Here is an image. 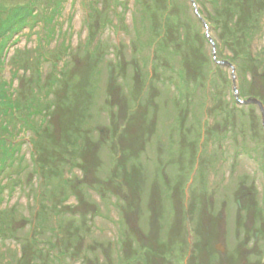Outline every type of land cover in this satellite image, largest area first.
<instances>
[{"label": "rangeland", "instance_id": "1", "mask_svg": "<svg viewBox=\"0 0 264 264\" xmlns=\"http://www.w3.org/2000/svg\"><path fill=\"white\" fill-rule=\"evenodd\" d=\"M199 1L0 0L3 38L33 12L0 40V264H264L262 113L217 63L264 102V0Z\"/></svg>", "mask_w": 264, "mask_h": 264}, {"label": "trees", "instance_id": "2", "mask_svg": "<svg viewBox=\"0 0 264 264\" xmlns=\"http://www.w3.org/2000/svg\"><path fill=\"white\" fill-rule=\"evenodd\" d=\"M203 1H205V3L208 5V4H212L213 2H214V4H215V7H217L218 6V4L222 1L223 2V0H203ZM198 2V4H200V1L198 0L197 1ZM258 4H263V6H264V3L263 2H257ZM251 9V8H250ZM26 11H28L26 14H27V16L29 17L31 14L30 13H32L33 14V12H32V10H30V8L28 9V10H26ZM21 12H20V9L19 10H15L14 11V16H16V14H17V16H18V18H19V20H18V18H17V23L19 22V24H18V26H15L16 27V29L13 31V33H11L10 32V37H9V33L7 34V36H6V34H3L4 36H5V38H3L2 36H0V40H3V39H7L8 38V40L3 44V46L5 45H7L8 44V42L12 39V37L14 36L13 34H14V32L17 30V31H20V26L21 25H23V24H25V22H26V15H25V13L23 14H20ZM21 16V17H20ZM40 18H41V16H40ZM13 21V20H12ZM53 24V17L50 19V24L49 25H52ZM15 27H13V28H15ZM216 27H217V25H216ZM259 28H261V26H259ZM215 29V28H214ZM261 31V30H260ZM260 31H256L254 34H252L251 35V38H250V40H249V43H248V54H249V56H250V61H251V63H253V64H258V62H262V63H264V50L263 51H261V50H259L258 51V48H259V46L256 48V50L255 51H253L252 52V54L250 53V50H249V44H250V41H252L253 39H254V37L256 36V35H258L257 33L258 32H260ZM2 38V39H1ZM220 42V46H221V41H219ZM263 48H264V45H263ZM262 52H263V54H262ZM224 60H229L230 62H232L234 65H236V68H237V74H238V76H239V79H240V87H239V89H240V93H241V95H242V97H245V95H244V90H245V85H246V82H245V80L246 79H248L249 78V76H248V78L246 77V72L242 69V65H241V61H240V59H242V57L241 56H239V57H237V56H234V55H232V54H230V55H228V57H225V58H223ZM261 75L262 76H264V67H263V71L261 72ZM257 76H256V73L254 72L253 73V75H252V80H251V82H252V84H255V78H256ZM252 96H256V95H252ZM250 97V96H249ZM3 143H4V145H5V140H1ZM33 229H35V228H33ZM60 231H59V229L58 228H54V227H52L51 228V234H53V236H51V238L49 239V240H57V239H60V237H61V233H59ZM0 233H1V230H0ZM40 237H42V236H40V235H38V233L35 235V237H31V239L29 240L30 242H31V245L33 246V247H37V249L38 250H46V249H48V247L50 246V245H52L53 244V242H50V241H46V240H43V239H41ZM54 238V239H53ZM48 243H50V245L47 247V245H48ZM58 250L57 251H62V249L58 246ZM54 250H56V248L54 247ZM75 255V254H74ZM57 257H59V252H58V254H57Z\"/></svg>", "mask_w": 264, "mask_h": 264}, {"label": "water", "instance_id": "3", "mask_svg": "<svg viewBox=\"0 0 264 264\" xmlns=\"http://www.w3.org/2000/svg\"><path fill=\"white\" fill-rule=\"evenodd\" d=\"M225 64V63H224ZM242 103H247V104H250V103H254V104H257L262 112V115H263V123H264V106L262 104L261 101L257 100V99H249L247 101H241Z\"/></svg>", "mask_w": 264, "mask_h": 264}]
</instances>
